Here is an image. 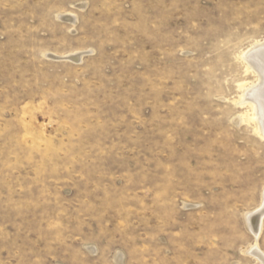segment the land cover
<instances>
[{
  "label": "rangeland",
  "instance_id": "rangeland-1",
  "mask_svg": "<svg viewBox=\"0 0 264 264\" xmlns=\"http://www.w3.org/2000/svg\"><path fill=\"white\" fill-rule=\"evenodd\" d=\"M259 43L264 0H0V264H260Z\"/></svg>",
  "mask_w": 264,
  "mask_h": 264
},
{
  "label": "bare ground",
  "instance_id": "bare-ground-1",
  "mask_svg": "<svg viewBox=\"0 0 264 264\" xmlns=\"http://www.w3.org/2000/svg\"><path fill=\"white\" fill-rule=\"evenodd\" d=\"M260 45L258 46H255L256 44H254L253 46V49H249V51H247L248 53L246 54V60L247 62H249V65L248 67H253L257 70V72H259L260 74V78H261V82L260 84L257 82L256 86L252 89H247V94L245 96V102L246 103H250V105L252 106L253 105V111L255 112L256 114V120H257V125L255 127V130L256 133L258 135H261L262 137H264V44H261L259 43ZM76 54V53H75ZM80 54V53H79ZM244 55V54H243ZM74 56V54H73ZM69 57V56H67ZM78 58L80 59V56L77 55L73 57V59H77V61H80L78 60ZM53 59V58H52ZM60 59V58H59ZM61 60V59H60ZM68 60V59H67ZM247 67V66H246ZM254 69V70H255ZM250 70V69H249ZM253 70V71H254ZM244 85V84H243ZM249 86V85H248ZM254 86V85H253ZM252 86V87H253ZM246 87V86H245ZM250 90V91H249ZM246 91V90H244ZM242 97V96H240ZM243 100V99H242ZM241 101V100H240ZM244 102V101H243ZM238 105V104H237ZM241 105V104H240ZM249 105V104H247ZM249 105V106H250ZM243 106V105H242ZM245 107V106H244ZM249 108V107H248ZM251 112V111H250ZM250 114V113H249ZM253 114V113H251ZM254 115V114H253ZM244 116V115H243ZM251 116V115H250ZM248 116L247 118L249 119ZM245 117V116H244ZM243 118V117H242ZM246 118V119H247ZM253 119V118H252ZM255 120V121H256ZM246 121V120H245ZM244 121V122H245ZM249 121V120H248ZM253 121V120H252ZM253 121V122H255ZM238 123V122H237ZM243 123V122H242ZM246 219H247V224H249L250 228L252 231H254L256 233V236L260 234V231H262V225L260 224L261 220L260 221H255L254 220V216L251 215V214H248L246 216ZM257 242V241H256ZM259 247H253L252 249H250L249 251V254H251V256H255L259 259V263L260 264H264V254H262L260 252V250H258ZM94 251V250H93ZM250 256V255H249ZM117 261L118 263L122 264L123 262V256L122 255H118V258H117Z\"/></svg>",
  "mask_w": 264,
  "mask_h": 264
}]
</instances>
